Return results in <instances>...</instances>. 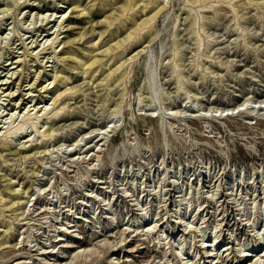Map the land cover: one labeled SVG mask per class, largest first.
<instances>
[{
    "label": "rangeland",
    "instance_id": "1",
    "mask_svg": "<svg viewBox=\"0 0 264 264\" xmlns=\"http://www.w3.org/2000/svg\"><path fill=\"white\" fill-rule=\"evenodd\" d=\"M2 8L0 264H264V0Z\"/></svg>",
    "mask_w": 264,
    "mask_h": 264
},
{
    "label": "bare ground",
    "instance_id": "2",
    "mask_svg": "<svg viewBox=\"0 0 264 264\" xmlns=\"http://www.w3.org/2000/svg\"><path fill=\"white\" fill-rule=\"evenodd\" d=\"M75 1H76V0H73V3H75ZM73 9H74V8H73ZM6 11L8 12V9H6V8H5V9L2 8V9L0 10V12H2V13H5ZM46 18H47V17H46ZM67 20L70 21V16L68 17ZM101 23H102V21H101ZM97 24H98V23H97ZM59 30H60V28H59ZM67 30H68V28H67ZM92 32H93V31H92ZM101 34H102V33H100V32L98 33V35H100V37H101ZM84 37H86V33H83V34L78 38V40H80L81 38H84ZM73 41L75 42L76 39H74ZM64 44H65V43H64ZM127 56H128V55H127ZM40 73H41V72H40ZM38 74H39V73H38ZM28 75H29V74H28ZM38 76H39V75H38ZM38 76H36L34 82L36 81V79H37ZM27 78H28V77H27ZM15 85H16V84H15ZM13 93H14V92H13ZM89 158H90V160H91V159H94V158L91 157V156H90ZM61 240H63V238H58V241H61ZM215 240H217V239L215 238ZM69 243H70V242H69ZM204 245H205L204 247H208V249H209L210 247L215 246V242H214V243H209V244H204ZM74 246H75L74 243H71V244H67V243L64 244V243H62V247H74ZM94 246H96V245H94ZM101 246H102L101 244H98L96 247H98V248H102ZM120 246H121V245H120ZM78 247H79V248L77 249L76 253H75V254L73 253L74 255L71 256V260H69L70 263H71L74 259H76V257H79L81 253H84V252H87V253H88V252H89V253H90V252H93V253H94V252H97L95 247H91V246H82V245H80V246H78ZM103 247H104V246H103ZM122 247H124V246H122ZM98 248H97V249H98ZM104 248H105V247H104ZM120 248H121V247H120ZM229 248H230V247H227V246L224 247V248H223L224 251H223V252H220V253H219V252H214V251H212L214 248H212V250L209 249V250H207V252H208V253H207V257H211V256L214 255L215 253H217V254H218V253H219V254L222 253V254L220 255V257H221V256L224 254L225 251H228V250H229ZM123 249H125V248H123ZM99 250H100V249H99ZM99 250H98V251H99ZM102 250H103V248H102ZM131 250H132V249H131ZM100 251H101V250H100ZM106 252H107V251H106ZM132 252H133V251H132ZM90 254H91V253H90ZM219 254H218V255H219ZM248 255H249V253L243 252V253L241 254V257H246V256H248ZM262 255H264V253H263ZM65 257H66V256H64V255L59 256V257L57 258V261H58V260H62V259H67V258H65ZM218 258H219V257H218ZM221 258H222V257H221ZM225 259H226V258H225ZM69 261L65 260V261H63V264H67V263L69 264ZM222 261H223V260H222ZM238 261H239V264H241V259L238 260ZM258 261H260V260L258 259ZM258 261L255 260V261H254V264H260L261 261H260L259 263H257ZM61 262H62V261H61ZM61 262H60V264H61ZM205 262H206V261H205ZM213 262H214V261H213ZM215 263H218V261L216 260ZM143 264H144V263H143Z\"/></svg>",
    "mask_w": 264,
    "mask_h": 264
}]
</instances>
